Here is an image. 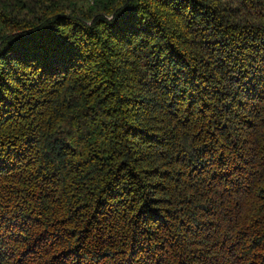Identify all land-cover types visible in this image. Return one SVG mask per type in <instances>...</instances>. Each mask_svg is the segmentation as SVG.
I'll return each instance as SVG.
<instances>
[{
    "label": "trees",
    "instance_id": "trees-1",
    "mask_svg": "<svg viewBox=\"0 0 264 264\" xmlns=\"http://www.w3.org/2000/svg\"><path fill=\"white\" fill-rule=\"evenodd\" d=\"M0 264H264V0H0Z\"/></svg>",
    "mask_w": 264,
    "mask_h": 264
}]
</instances>
